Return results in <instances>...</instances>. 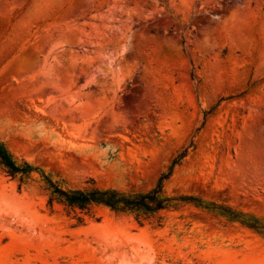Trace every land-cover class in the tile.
Instances as JSON below:
<instances>
[{
	"label": "rangeland",
	"instance_id": "rangeland-1",
	"mask_svg": "<svg viewBox=\"0 0 264 264\" xmlns=\"http://www.w3.org/2000/svg\"><path fill=\"white\" fill-rule=\"evenodd\" d=\"M0 141L39 169L0 172V264H264V0H0ZM185 150L162 225L48 205Z\"/></svg>",
	"mask_w": 264,
	"mask_h": 264
},
{
	"label": "trees",
	"instance_id": "trees-1",
	"mask_svg": "<svg viewBox=\"0 0 264 264\" xmlns=\"http://www.w3.org/2000/svg\"><path fill=\"white\" fill-rule=\"evenodd\" d=\"M194 76V75H193ZM187 155V150L180 153L173 161L167 172L159 177L156 185L146 192H126L117 188H99L88 186L83 188H67L53 181L42 173L49 191L48 205H62L68 213L74 212L78 223L84 219L82 215H91L97 206H104L116 213L131 214L138 223L143 224L145 220L158 217L159 225H162V211L177 208L180 203H192L202 206V201L193 196L170 197L164 193L165 182L169 180L177 165H180ZM38 167L25 159L15 156L7 146L0 141V172L19 182L20 187L27 185L33 179L34 172ZM230 218L239 219V215L229 213ZM247 226L256 230L262 227L255 222L248 223L241 220Z\"/></svg>",
	"mask_w": 264,
	"mask_h": 264
}]
</instances>
